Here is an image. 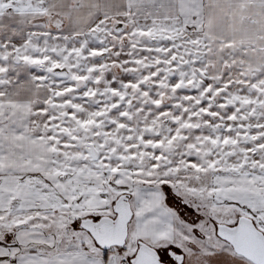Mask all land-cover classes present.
<instances>
[{"label": "snow or ice", "instance_id": "snow-or-ice-1", "mask_svg": "<svg viewBox=\"0 0 264 264\" xmlns=\"http://www.w3.org/2000/svg\"><path fill=\"white\" fill-rule=\"evenodd\" d=\"M0 264H264V0H0Z\"/></svg>", "mask_w": 264, "mask_h": 264}]
</instances>
